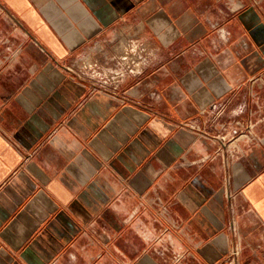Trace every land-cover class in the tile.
Here are the masks:
<instances>
[{
    "label": "crops",
    "instance_id": "1",
    "mask_svg": "<svg viewBox=\"0 0 264 264\" xmlns=\"http://www.w3.org/2000/svg\"><path fill=\"white\" fill-rule=\"evenodd\" d=\"M0 264H264V0H0Z\"/></svg>",
    "mask_w": 264,
    "mask_h": 264
},
{
    "label": "built area",
    "instance_id": "2",
    "mask_svg": "<svg viewBox=\"0 0 264 264\" xmlns=\"http://www.w3.org/2000/svg\"><path fill=\"white\" fill-rule=\"evenodd\" d=\"M155 51L147 43L130 39L119 52L105 56L104 61L86 60L82 65L84 76L93 78L97 85L115 90L127 76H137L143 68L154 60ZM249 132V127L239 123L226 129L221 135L222 144Z\"/></svg>",
    "mask_w": 264,
    "mask_h": 264
},
{
    "label": "rangeland",
    "instance_id": "3",
    "mask_svg": "<svg viewBox=\"0 0 264 264\" xmlns=\"http://www.w3.org/2000/svg\"><path fill=\"white\" fill-rule=\"evenodd\" d=\"M89 61L91 62V61H93V60H91V58H90Z\"/></svg>",
    "mask_w": 264,
    "mask_h": 264
}]
</instances>
